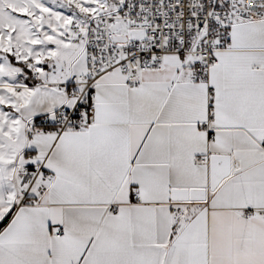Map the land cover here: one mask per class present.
Returning <instances> with one entry per match:
<instances>
[{
  "label": "snow or ice",
  "instance_id": "1",
  "mask_svg": "<svg viewBox=\"0 0 264 264\" xmlns=\"http://www.w3.org/2000/svg\"><path fill=\"white\" fill-rule=\"evenodd\" d=\"M0 264H264V0H0Z\"/></svg>",
  "mask_w": 264,
  "mask_h": 264
}]
</instances>
